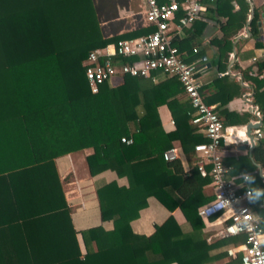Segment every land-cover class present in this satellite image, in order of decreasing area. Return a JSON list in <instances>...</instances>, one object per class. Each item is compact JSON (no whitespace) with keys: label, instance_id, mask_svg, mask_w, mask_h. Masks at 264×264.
<instances>
[{"label":"trees","instance_id":"1","mask_svg":"<svg viewBox=\"0 0 264 264\" xmlns=\"http://www.w3.org/2000/svg\"><path fill=\"white\" fill-rule=\"evenodd\" d=\"M205 2V18L225 19L221 24L225 37L216 41L222 53L230 49L226 37L245 23L248 4ZM263 2L253 10L254 32ZM204 26L199 21L196 28ZM153 30L144 22L104 36L94 0H0V264H215L229 246L243 241V235H208L197 215V207L212 197L203 190L209 176L194 166L193 146L206 138L191 123L195 112L176 77L104 82L95 93L87 87L83 63L89 50ZM191 41L190 35L172 36L171 43L185 62L197 56L187 55ZM257 67V72L264 69V59ZM263 101L264 89H255L252 102L261 114L259 130L264 134ZM162 105L173 120L170 132L161 127ZM224 114L223 120L218 114L223 127L248 119ZM231 115L236 118L229 119ZM174 141L188 161L194 156L188 173L179 159H163V151ZM80 149L89 150L85 163L90 176L111 171L125 182L97 180L100 222L77 231L54 159ZM250 160L264 175V135L255 140L249 156L222 155L236 174L254 170ZM245 189L250 190V209L264 215V179L251 174L240 188ZM149 197L170 213L178 209L184 221L178 223L169 214L148 236L134 233L130 223ZM258 224L264 231V220ZM238 260L236 256L225 264Z\"/></svg>","mask_w":264,"mask_h":264},{"label":"built area","instance_id":"2","mask_svg":"<svg viewBox=\"0 0 264 264\" xmlns=\"http://www.w3.org/2000/svg\"><path fill=\"white\" fill-rule=\"evenodd\" d=\"M142 2L143 21L153 26L154 30L146 35L121 39L89 50L83 63L87 87L91 93H95L104 82L117 83L137 77L155 81L158 72L177 78L195 112L191 123L198 126L206 138V141L193 146L194 166L199 173L209 176L212 197L197 207V215L202 220L204 228L211 226V219L215 218L218 221L219 227L213 237L243 235V241L229 246L225 251L228 257H239L235 264H260L264 261V231L249 207L250 190H240L250 173H233L231 167L222 161L221 144L235 143L236 138L225 133L222 120L214 106L202 99L198 82L201 67L197 61H183L181 53L171 43L174 34H180L183 28L189 27L195 20L204 19L206 2L205 0H142ZM178 12L181 14L177 15ZM261 44L264 46V33ZM125 58H131V61H124ZM255 115L258 116L257 110ZM254 123L258 126L259 121L255 120ZM260 135L256 129L251 135V141L249 138L239 140L249 144ZM121 141L129 142L125 138H121ZM180 155V149L175 145H171L162 153L164 160L179 159Z\"/></svg>","mask_w":264,"mask_h":264},{"label":"crops","instance_id":"3","mask_svg":"<svg viewBox=\"0 0 264 264\" xmlns=\"http://www.w3.org/2000/svg\"><path fill=\"white\" fill-rule=\"evenodd\" d=\"M119 1L121 2V0H94L98 22L104 23L105 19L108 18L128 19L126 24H118L115 30H111L106 36L136 29L144 23L142 0H124V4H119ZM262 2L263 0H248V3L246 1L248 11L245 23L236 34L226 37L230 42V49H225L222 53L218 49L221 44L216 41L225 37L222 35L221 29V24L225 20L224 17H217L214 21V19L208 20V18H205L206 15L203 14L204 19L196 20L197 22L195 21L194 24L183 28L180 34H175L178 39H182L187 35L191 36L192 52L187 55L193 56L195 53L197 54L191 61H197V64L201 67L198 72V82L200 84L199 92L204 102L213 105L216 112L219 115L221 114L222 120L225 116L224 113L227 112L235 113L239 118H248L245 124L224 127L227 135L236 138L235 143H223L222 145L223 155L227 158L242 156L244 153L249 156L250 148L255 143L256 138L252 143L249 142L247 144L239 140V132L245 129L247 123H254L255 120H258L259 124L255 128L250 129V135L253 134L254 130H259L261 127V114L257 106L252 102V96L255 89L259 91L264 89V69L257 72L258 60L264 59V47L261 46L262 44L255 45L256 42L261 43L258 22L263 19L264 12H259L255 32L250 22L253 17L254 7ZM232 5L234 10L238 9V4L235 1L232 2ZM262 13L263 16H261ZM199 21L205 22V26L201 30L196 28ZM155 77V81H160L164 78L159 72L156 73ZM256 110L258 116L255 115ZM158 115L163 131H172L174 124L167 107L164 105L159 106ZM230 118L233 120L236 116L231 115ZM260 134L264 135L263 132H260ZM172 145L178 146V143L174 141ZM87 154H89V150L80 149L60 155L54 159L61 188L69 205L71 221L77 231L97 225L100 222L94 190L97 180L104 179L108 181L116 179L120 184L125 182L123 178H116L111 171H103L96 176H90L85 163ZM179 160L183 171L188 173L193 167L194 156L188 161V158L181 153ZM250 162L254 166V170L247 172L250 175L258 174V165L251 160ZM203 190L206 194L212 195V188L209 183L203 187ZM252 212L256 215L258 221L264 220V215L254 210ZM169 214H172L178 223L184 221L178 209L170 213L156 199L149 197L146 207L142 208L138 217L131 221V228L134 233L146 237L153 231L154 225L161 223ZM211 222V226L204 228V231L208 235L214 236L219 224L215 218L211 219ZM109 227L106 224V228ZM229 259L232 258L223 256L215 264H225Z\"/></svg>","mask_w":264,"mask_h":264},{"label":"rangeland","instance_id":"4","mask_svg":"<svg viewBox=\"0 0 264 264\" xmlns=\"http://www.w3.org/2000/svg\"><path fill=\"white\" fill-rule=\"evenodd\" d=\"M119 4H124V0H121V2L119 1ZM127 22H128V19L119 20V18L118 19L108 18V19H105L104 23L99 22V27H100L102 34L106 36L108 34V32H111V30H115V28L118 24H120V23L126 24ZM78 239H79L78 241L81 245L79 235H78Z\"/></svg>","mask_w":264,"mask_h":264},{"label":"water","instance_id":"5","mask_svg":"<svg viewBox=\"0 0 264 264\" xmlns=\"http://www.w3.org/2000/svg\"><path fill=\"white\" fill-rule=\"evenodd\" d=\"M246 1L248 3V0H246ZM261 16H263V13L261 14ZM258 25L260 26L258 32H259L260 38H261L262 37V28H263V31H264V20L263 19L260 20L258 22ZM256 126H257V124H255V123H247L245 125V128L247 129V136L249 138V141H251V138H252L251 135H250V129L255 128ZM257 168H258V174H259V176L262 177V178H264V175L262 174L259 166H257Z\"/></svg>","mask_w":264,"mask_h":264},{"label":"clouds","instance_id":"6","mask_svg":"<svg viewBox=\"0 0 264 264\" xmlns=\"http://www.w3.org/2000/svg\"><path fill=\"white\" fill-rule=\"evenodd\" d=\"M239 138L241 140H247L248 136H247V129H243L239 132ZM261 195V193L259 191H257V196ZM260 264H264V261H261Z\"/></svg>","mask_w":264,"mask_h":264}]
</instances>
